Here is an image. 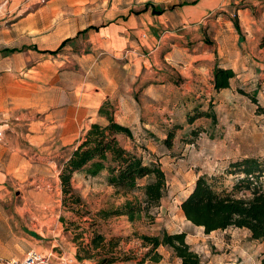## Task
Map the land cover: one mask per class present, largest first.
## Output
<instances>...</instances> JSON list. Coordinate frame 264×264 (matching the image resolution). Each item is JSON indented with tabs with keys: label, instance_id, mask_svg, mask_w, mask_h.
<instances>
[{
	"label": "rangeland",
	"instance_id": "obj_1",
	"mask_svg": "<svg viewBox=\"0 0 264 264\" xmlns=\"http://www.w3.org/2000/svg\"><path fill=\"white\" fill-rule=\"evenodd\" d=\"M193 1L0 0L1 257L35 251L100 264L92 245L101 234L104 245L124 238L136 257L113 264H140L147 251L135 233L167 231L188 233L204 264H264V240L234 227L206 234L181 209L204 174L238 197L264 190V174L245 181L236 166L264 162V0H231L201 16L178 7ZM147 4L167 13L144 11ZM219 67L236 77L216 91ZM107 100L134 133L121 143L160 163L168 181L161 205L135 223L110 214L141 193H117L106 173H76L81 201L64 204L61 165L92 124L106 122ZM201 112L210 116L190 121ZM84 248L93 260H78ZM163 254V264L177 263Z\"/></svg>",
	"mask_w": 264,
	"mask_h": 264
},
{
	"label": "trees",
	"instance_id": "obj_2",
	"mask_svg": "<svg viewBox=\"0 0 264 264\" xmlns=\"http://www.w3.org/2000/svg\"><path fill=\"white\" fill-rule=\"evenodd\" d=\"M184 5V4H180ZM174 9V8H172ZM160 16L167 8L152 7L147 4L144 11ZM260 49L264 50V36L260 42ZM236 77L233 69L219 67L215 70L213 86L216 91L228 89L231 81ZM253 101L257 97L252 96ZM256 103V102H255ZM259 109H264L259 106ZM116 107L110 101H105L99 110V116L106 119L104 124L94 123L87 131L84 139L74 148L69 157L61 165V187L64 194V204L73 200L74 204L80 203L81 198L73 187V177L76 173H83L89 177H97L106 173L107 184L117 193L140 192L134 201L128 200L123 206L114 210L107 216H126L131 223L141 220L144 215L161 205L168 191V181L162 166L151 161L147 164L144 158L135 151L128 149L120 138L133 140L132 129L118 122L115 118ZM209 117V113L201 112L199 117ZM246 175L245 181H250L254 175L264 174V162L255 159H246L236 165ZM148 180L145 185L141 182ZM181 209L186 219L196 226L203 227L206 234L215 231H225L229 228L247 229L254 240H264V190L254 189L251 198L238 197L235 193L217 187V178L206 174L200 175L190 194L183 200ZM141 248L146 250L139 260L140 264L151 262L162 264L164 255L159 251L164 247L170 250L173 259L179 263L172 264H204L199 253L194 251L187 242V233H169L164 231L161 235H139ZM106 237L97 234L93 239L92 248L98 253L100 264H113L135 260L133 251H125L121 244L122 237H113L107 242L110 249L100 253L101 248H106ZM80 262L93 260L90 250L84 248L77 254Z\"/></svg>",
	"mask_w": 264,
	"mask_h": 264
},
{
	"label": "built area",
	"instance_id": "obj_3",
	"mask_svg": "<svg viewBox=\"0 0 264 264\" xmlns=\"http://www.w3.org/2000/svg\"><path fill=\"white\" fill-rule=\"evenodd\" d=\"M55 260H58V263ZM0 262H3L5 264H79L74 259H70L66 256H60L57 254V256L55 257V253L47 255L35 251L30 252L25 258L21 260H5L0 256Z\"/></svg>",
	"mask_w": 264,
	"mask_h": 264
},
{
	"label": "crops",
	"instance_id": "obj_4",
	"mask_svg": "<svg viewBox=\"0 0 264 264\" xmlns=\"http://www.w3.org/2000/svg\"><path fill=\"white\" fill-rule=\"evenodd\" d=\"M229 1H231V0H195V1L191 2V3L183 2L181 4H184V5H179L178 7H180V8H183V7H193V8H195L196 14H198L199 16H201L202 14H205L206 11L208 13V11L211 10L213 7H219V6H222V5H226V4H228ZM173 10H175V9H173ZM165 13H167V11ZM165 13H163L162 15H164ZM196 14H195V16H197ZM162 15H160V16H162ZM229 69H232V68L230 67ZM127 126H129V125H127ZM215 232H217V231H215ZM188 236H189V234L187 233V242H188ZM188 243L191 244V242H188ZM166 250H168V249L167 248H164V247H162V248L159 249V251L162 254H163V251H166ZM56 256H57V254L55 253V257ZM164 259H165V257H164ZM164 259L162 261V264L164 263ZM5 260H9V259H5ZM55 261L58 263V260H55ZM0 263H3V262H0ZM177 263H179V262L177 261ZM144 264H155V263L146 262Z\"/></svg>",
	"mask_w": 264,
	"mask_h": 264
}]
</instances>
